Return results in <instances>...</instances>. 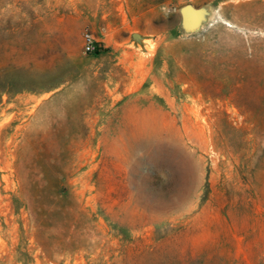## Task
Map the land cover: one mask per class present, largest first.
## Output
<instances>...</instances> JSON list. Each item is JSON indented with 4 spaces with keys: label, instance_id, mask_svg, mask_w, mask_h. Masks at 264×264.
Instances as JSON below:
<instances>
[{
    "label": "rangeland",
    "instance_id": "obj_1",
    "mask_svg": "<svg viewBox=\"0 0 264 264\" xmlns=\"http://www.w3.org/2000/svg\"><path fill=\"white\" fill-rule=\"evenodd\" d=\"M0 264H264V0H0Z\"/></svg>",
    "mask_w": 264,
    "mask_h": 264
},
{
    "label": "built area",
    "instance_id": "obj_2",
    "mask_svg": "<svg viewBox=\"0 0 264 264\" xmlns=\"http://www.w3.org/2000/svg\"><path fill=\"white\" fill-rule=\"evenodd\" d=\"M95 48H96L95 43L91 39L87 40V42H86V50L88 52H92V51L95 50Z\"/></svg>",
    "mask_w": 264,
    "mask_h": 264
},
{
    "label": "trees",
    "instance_id": "obj_3",
    "mask_svg": "<svg viewBox=\"0 0 264 264\" xmlns=\"http://www.w3.org/2000/svg\"><path fill=\"white\" fill-rule=\"evenodd\" d=\"M95 49H97V50H100V48H99V47H96Z\"/></svg>",
    "mask_w": 264,
    "mask_h": 264
},
{
    "label": "bare ground",
    "instance_id": "obj_4",
    "mask_svg": "<svg viewBox=\"0 0 264 264\" xmlns=\"http://www.w3.org/2000/svg\"><path fill=\"white\" fill-rule=\"evenodd\" d=\"M121 132H122V131H121ZM133 135L135 136V133H134ZM134 136H133V137H134Z\"/></svg>",
    "mask_w": 264,
    "mask_h": 264
}]
</instances>
